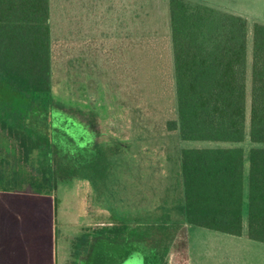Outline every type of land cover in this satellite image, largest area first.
<instances>
[{"label": "trees", "instance_id": "16d2710c", "mask_svg": "<svg viewBox=\"0 0 264 264\" xmlns=\"http://www.w3.org/2000/svg\"><path fill=\"white\" fill-rule=\"evenodd\" d=\"M163 23L174 100L165 122L174 139L167 182L152 209L131 213L121 159L138 152L142 138L124 142L97 109L53 94L50 0H0V191L52 193L60 182L87 179L113 215L110 225L74 238L73 256L87 262L94 233L105 239L102 264L134 252L146 264H168L169 245L177 250L171 263L187 264L186 226L264 243V22L249 30L246 15L225 7L166 0ZM246 136L247 150L180 146ZM112 250L124 252L110 258Z\"/></svg>", "mask_w": 264, "mask_h": 264}, {"label": "rangeland", "instance_id": "374dc122", "mask_svg": "<svg viewBox=\"0 0 264 264\" xmlns=\"http://www.w3.org/2000/svg\"><path fill=\"white\" fill-rule=\"evenodd\" d=\"M205 1L246 15L249 30L253 21L264 22V0ZM165 13L166 0H50L53 94L97 109L103 127L124 142L142 138L140 150L126 151L121 159L126 182L122 196L132 205H125L124 211L131 213L152 209L167 182L166 160L174 139L168 136L165 122L174 116V100ZM236 145L247 150L251 143L246 136L244 143L180 144ZM106 206L96 199L87 179L60 182L52 193H36L28 187L0 191L1 264H55L56 256L58 260L63 256L60 244L66 227L77 229L80 224L92 232L110 225L113 215ZM185 231L188 264L256 262L255 242L249 241L248 249L236 238L233 244L209 237L200 242L194 235L200 230L189 226ZM94 237L90 261L102 264L107 259L105 239L97 233ZM123 252L112 250L108 257L119 258ZM142 255L133 253L117 264H143ZM84 257H78L77 263L91 264Z\"/></svg>", "mask_w": 264, "mask_h": 264}, {"label": "crops", "instance_id": "0c3cea01", "mask_svg": "<svg viewBox=\"0 0 264 264\" xmlns=\"http://www.w3.org/2000/svg\"><path fill=\"white\" fill-rule=\"evenodd\" d=\"M9 192V191H8ZM12 192V191H10ZM79 225L77 226V229H73V228H68V226L66 227L67 231H66V235L63 236L62 238V242L60 244L61 249H62V258L60 260L57 259L56 256V260H55V264H78L77 263V257H75V259L73 258V240L76 236L84 233H89L90 231L87 230H83L84 227L81 226L80 224H76ZM197 230H200V232L194 234V235H199V240L204 241V239L206 237L211 238L212 240H222L225 239L226 241H230V244H233V238H236L238 240H243L245 243H242V245H244V247H246V249H248L247 244L249 245V240L245 235L243 236H231V235H227V234H223V233H218V232H213V231H209V230H202V229H198L196 228V232ZM63 233L65 234V232L63 231ZM195 233V232H194ZM202 238V239H201ZM254 242V241H251ZM255 246L257 247V256H256V262L255 264H264V243H260V242H255ZM189 256H190V249L188 251V260H187V264L190 263L189 260ZM250 262V261H249ZM1 264V262H0ZM80 264V263H79Z\"/></svg>", "mask_w": 264, "mask_h": 264}, {"label": "flooded vegetation", "instance_id": "af4514ba", "mask_svg": "<svg viewBox=\"0 0 264 264\" xmlns=\"http://www.w3.org/2000/svg\"><path fill=\"white\" fill-rule=\"evenodd\" d=\"M186 228H188V227L186 226ZM189 247H190V243H189ZM187 250H188V248H187ZM176 252H177V250L175 249V247H173L172 245L168 246V248L166 249V252H165V256L167 258L166 261L168 264H172L171 261H172L173 256L175 255ZM134 253H137V252H134ZM143 260H144V256H143ZM143 264H146V263L143 261Z\"/></svg>", "mask_w": 264, "mask_h": 264}]
</instances>
